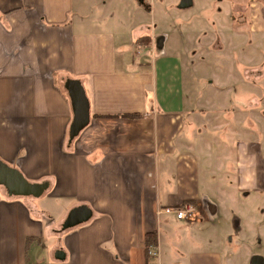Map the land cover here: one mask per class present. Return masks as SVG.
<instances>
[{"label":"crops","instance_id":"crops-1","mask_svg":"<svg viewBox=\"0 0 264 264\" xmlns=\"http://www.w3.org/2000/svg\"><path fill=\"white\" fill-rule=\"evenodd\" d=\"M81 1L85 10L86 0H0V158L29 181L49 183L40 197L0 186V264L264 258L237 256L257 224L250 203L264 197V145L217 122L212 101L204 113L192 107L183 59L163 53L165 37L157 42L139 21L130 35L114 30ZM131 1L141 6L136 14L150 6ZM252 5L260 24L251 28L264 34L263 9ZM141 36L152 44L136 43ZM70 79L81 81L90 104L89 124L72 140ZM253 98L250 107L261 104ZM187 204L197 208L193 218L167 210ZM80 206L91 216L65 227ZM153 232L157 256L145 246Z\"/></svg>","mask_w":264,"mask_h":264},{"label":"rangeland","instance_id":"rangeland-1","mask_svg":"<svg viewBox=\"0 0 264 264\" xmlns=\"http://www.w3.org/2000/svg\"><path fill=\"white\" fill-rule=\"evenodd\" d=\"M147 1L150 6H143L146 10L143 14H136L141 6L130 0H86L85 10L81 1V10L107 17L112 29L128 31L129 35L131 27L139 21L155 34L157 42L161 43L165 37L163 53L178 52L183 59L187 92L195 103L192 107L204 113L201 109L210 108L212 101L217 122L228 121L231 128L237 126L242 134L249 130L264 145V34L251 28L255 21L260 24L256 18L253 21L252 4L261 6L264 12V0H194L195 4L186 8L178 7L180 0ZM182 14L185 19H176ZM147 39L140 43L152 44V38L149 44ZM141 53H148L150 62L154 60L150 49L141 48ZM217 86L223 89L217 90ZM252 96L253 101L261 104L250 107ZM261 207L264 197L253 198L250 208L257 224L248 233L249 241L237 247V256L251 250L264 254Z\"/></svg>","mask_w":264,"mask_h":264},{"label":"water","instance_id":"water-1","mask_svg":"<svg viewBox=\"0 0 264 264\" xmlns=\"http://www.w3.org/2000/svg\"><path fill=\"white\" fill-rule=\"evenodd\" d=\"M192 4L191 0H182L180 7L185 8ZM74 112L70 126V139H74L89 124L90 104L81 81L70 79L66 83ZM0 186L7 188L11 194L20 196L40 197L48 188V182H31L23 173L7 164L0 158ZM91 216V211L87 207H77L73 209L65 221L67 228L81 224ZM253 264H264V258L260 255L253 257Z\"/></svg>","mask_w":264,"mask_h":264},{"label":"built area","instance_id":"built-area-1","mask_svg":"<svg viewBox=\"0 0 264 264\" xmlns=\"http://www.w3.org/2000/svg\"><path fill=\"white\" fill-rule=\"evenodd\" d=\"M168 211L175 212L178 218H193L197 213V208L192 204H187L180 208H167ZM158 252L154 246L149 249V255L157 256Z\"/></svg>","mask_w":264,"mask_h":264},{"label":"trees","instance_id":"trees-1","mask_svg":"<svg viewBox=\"0 0 264 264\" xmlns=\"http://www.w3.org/2000/svg\"><path fill=\"white\" fill-rule=\"evenodd\" d=\"M145 37H148V44L151 42V37L150 36H141L139 38H137L136 43H140L142 42L143 39H145ZM124 117H131V118H135V117H139V115H125ZM157 243V233L153 232V233H148L146 235V242H145V246L147 249V253L150 249L151 246L155 245ZM149 255V254H148Z\"/></svg>","mask_w":264,"mask_h":264}]
</instances>
